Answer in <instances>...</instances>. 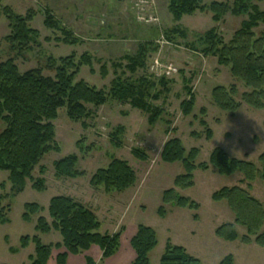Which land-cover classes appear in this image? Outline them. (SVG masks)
I'll return each mask as SVG.
<instances>
[{"label":"rangeland","instance_id":"374dc122","mask_svg":"<svg viewBox=\"0 0 264 264\" xmlns=\"http://www.w3.org/2000/svg\"><path fill=\"white\" fill-rule=\"evenodd\" d=\"M201 1L203 10L176 20L168 0H0V64L13 60L23 74L45 69L49 60L73 55L79 62L86 56L90 63L79 68L74 83L83 82L108 95L104 105H88L90 114L80 121L70 120L65 108L57 111L51 122L57 149L42 156L21 192L12 190L9 173L0 170V206L7 210V221L0 224V264H31L35 245L29 242L22 248V238L37 235L44 246L61 242L57 232H35L37 219H48L46 210L56 196H68L91 210L101 224V234H120L118 250L110 258L102 259L100 248L92 246L77 256L69 255L66 264H88V259L93 264H131L135 252L130 241L139 225L156 233L158 245L149 254L150 264H159L167 240L203 264H219L228 255L234 264H264V248L239 240L226 242L214 234L219 226L233 223L234 215L224 202L214 203L211 196L221 188L245 189L241 175L220 176L212 167L197 170L194 186L178 193L197 203L199 210L162 205V193L173 188L174 179L183 173L181 164H166L160 158L168 140L179 139L186 151L197 148V164L207 162L215 148L254 164L264 152V110L243 105L230 114L218 109L212 100L213 89L235 85L239 94L246 89L232 78L229 68L220 67L216 58L202 52L206 33L212 31L229 42L246 17L228 12L216 22L209 5L217 2L231 7L236 0ZM254 4L264 12V0H254ZM6 9L29 18L27 27L36 33L21 52L8 40L11 31ZM263 29H255L256 36ZM129 59H138L143 65L130 73ZM43 74L53 76L46 70ZM118 78L133 85L145 82L150 95L146 102L162 112L156 124L149 125L145 112L111 97L112 84ZM189 92L195 104L192 113L184 116L181 104L189 99ZM201 121L213 133L209 141ZM6 127L0 121V135ZM134 151L143 153L145 160L138 159ZM70 155L77 157L76 169L82 176L58 177L54 164ZM113 159L128 163L136 175L135 185L121 193L92 188V176ZM40 168H44L43 174ZM39 179L44 181L42 191L33 188ZM250 194L264 210L261 179L251 183ZM26 204H37L43 211L25 221ZM162 206L164 218L157 214ZM236 230L239 236L245 234L240 226ZM64 252L63 248L52 249L47 264H57L58 255Z\"/></svg>","mask_w":264,"mask_h":264},{"label":"trees","instance_id":"16d2710c","mask_svg":"<svg viewBox=\"0 0 264 264\" xmlns=\"http://www.w3.org/2000/svg\"><path fill=\"white\" fill-rule=\"evenodd\" d=\"M169 11L177 20L183 15H189L197 10H203L201 0H168ZM209 10L214 20L219 21L226 13L234 16H245L246 20L236 31L229 42L210 31L202 38L205 45L203 55L217 59L220 67L229 68L233 79L241 82L246 91L238 93L235 85L229 88L216 87L212 92L214 105L223 112L236 113L243 105L254 110H264V29L256 36L254 30L264 26V12L254 4V0H236L231 7L225 3H211ZM11 31L8 40L19 52L28 47L34 31L27 27L29 18L21 17L10 10L5 11ZM127 70L134 73L141 64L138 59H129ZM90 59L81 57L79 62L74 56L49 60L45 69H33L20 74L13 60L0 64V121L7 127L0 135V170L9 173L12 190L19 193L27 180H32L31 173L38 166L42 156L54 147V130L52 121L57 117V111L65 108L70 120L80 121L89 116L87 106L104 105L108 95L88 87L83 82L74 83L79 68L89 64ZM44 70L53 73L45 76ZM104 71V70H103ZM139 85L115 80L110 91L111 97L128 102L129 105L148 114V123L156 124L162 112L146 102L150 97L148 88L141 81ZM195 98L189 92V99L181 104L182 114L189 116L194 108ZM205 115V110H201ZM169 124V122L167 123ZM200 125L206 129L205 139L211 140L212 131L205 121ZM197 137V134L193 135ZM134 155L145 160V155L134 151ZM199 150L193 148L186 151L177 138L168 140L162 149L161 160L166 164L179 163L183 173L173 181V188L162 193V205L180 209L198 211L199 205L189 198L183 197L178 190H187L194 186V172L207 171L210 167L220 176H242L240 184L246 188L234 186L221 188L214 192L211 200L214 203L224 202L234 215L233 223H226L215 229L214 234L226 242L255 244L264 248V210L261 203L251 194V183L259 178L264 182V152L258 157L257 163L239 160L229 156L220 148H215L208 161L196 163ZM77 157L70 155L54 164L56 175L65 178L82 176L76 169ZM44 173V168H40ZM136 183L135 172L127 162L113 159L106 168L96 171L90 180L92 188L102 187L106 193L125 192ZM33 188L42 191L43 179L36 180ZM160 207L157 214L164 218L166 210ZM23 219L30 221L33 215L43 211L37 204H26ZM48 219L39 217L36 222L37 234L59 233L61 242L44 246L37 235L20 240L22 248L29 242L35 245V254L30 257L31 264H47L52 249H65L59 254L57 264H66L69 255L77 256L88 251L92 246H98L102 251V259H108L118 250L120 234H101L100 222L94 213L68 196H56L49 202ZM196 217H194L195 219ZM7 221V210L0 206V224ZM245 229V234L238 235L236 228ZM135 252L131 264H150L149 254L158 245L155 231L144 225L137 227V232L130 241ZM88 264L93 262L88 259ZM159 264H203L197 258L189 255L180 246L167 240ZM219 264H234L231 255L226 256Z\"/></svg>","mask_w":264,"mask_h":264},{"label":"crops","instance_id":"0c3cea01","mask_svg":"<svg viewBox=\"0 0 264 264\" xmlns=\"http://www.w3.org/2000/svg\"><path fill=\"white\" fill-rule=\"evenodd\" d=\"M51 263V262H50Z\"/></svg>","mask_w":264,"mask_h":264}]
</instances>
